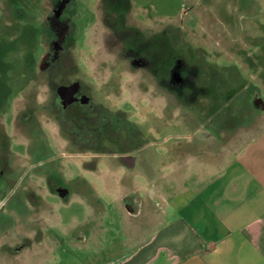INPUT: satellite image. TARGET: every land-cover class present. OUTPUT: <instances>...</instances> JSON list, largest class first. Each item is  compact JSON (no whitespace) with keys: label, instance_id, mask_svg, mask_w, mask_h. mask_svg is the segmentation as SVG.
Returning <instances> with one entry per match:
<instances>
[{"label":"rangeland","instance_id":"374dc122","mask_svg":"<svg viewBox=\"0 0 264 264\" xmlns=\"http://www.w3.org/2000/svg\"><path fill=\"white\" fill-rule=\"evenodd\" d=\"M124 1L126 8L115 11L105 0H76L74 14L67 15L73 29L58 41L48 25L52 0H0V264L103 261L121 243L122 248L127 245L122 232L127 227L123 210L114 202L116 192L104 189L111 178L100 179L86 169L95 165L98 174L109 173L111 160L117 170L112 181L132 184L137 173L151 171V161L155 172H162L161 167L167 171L166 148L171 145L183 146L195 135L205 147H218L221 139L232 141L221 126L244 125L263 112L254 101L264 102V0ZM55 41L63 43L62 49H55ZM153 50L161 66L178 56L197 69V83L207 86L208 96L187 103L153 84ZM47 51L56 58L42 73L40 59ZM136 55L144 58L146 67L132 61ZM72 81H80L91 94L92 108L127 104L129 119L140 123L143 147L133 168L122 167L123 179L115 158L100 156L94 164L92 149L67 141L66 136L78 134L85 146L91 143L88 128H83L91 121L87 112L78 116L71 108L67 125L58 122L55 88ZM73 116L80 126H71ZM254 120L257 124L259 117ZM104 132L99 130L101 138ZM100 137L103 149L97 152L131 149L129 141L111 145ZM57 182L69 188L67 198L49 188L48 183ZM88 183L98 186L95 193L107 209L96 242L87 222L90 209L85 201L92 198ZM139 221L134 217L133 224ZM80 230L88 237L74 240ZM24 245L29 248L21 250Z\"/></svg>","mask_w":264,"mask_h":264},{"label":"crops","instance_id":"0c3cea01","mask_svg":"<svg viewBox=\"0 0 264 264\" xmlns=\"http://www.w3.org/2000/svg\"><path fill=\"white\" fill-rule=\"evenodd\" d=\"M260 110L263 112L253 114L247 124L221 126L232 135V141L221 139L218 147H205L195 135H188L191 140L183 146L166 148L167 171L161 167L162 172H155L151 161V171L137 173L132 184L112 181L117 170L111 168V160L109 173L98 174L97 166L86 169L100 179L111 178L104 189L116 192L114 202L123 210V225L129 226L122 228L127 245L122 248L121 243L95 264H264V108ZM241 128L244 137L240 141ZM235 134L239 136L234 138ZM122 167L119 163L121 179L125 174ZM88 185L92 198L85 201L81 194V200L90 209L88 228L96 242L107 209L95 193L98 186ZM63 188L67 192L62 196L67 198L69 188ZM132 197L134 202L129 200ZM134 217L140 220L138 224H133ZM87 237L80 230L73 239ZM28 248L24 245L21 250Z\"/></svg>","mask_w":264,"mask_h":264},{"label":"flooded vegetation","instance_id":"af4514ba","mask_svg":"<svg viewBox=\"0 0 264 264\" xmlns=\"http://www.w3.org/2000/svg\"><path fill=\"white\" fill-rule=\"evenodd\" d=\"M105 4L107 7L111 10L120 11L124 10L123 8V0H105ZM76 7V0H52V21L50 24L48 23L49 27L56 32L55 37L57 40H61L63 37L66 36V33L69 31L68 25L71 24V17L67 16L68 14L73 15L75 12ZM49 22V21H48ZM68 35V33H67ZM155 43V40L154 42ZM53 45L56 49L60 47L62 49L63 43L58 44L53 42ZM56 49V50H57ZM56 50H54L56 52ZM132 50V49H131ZM137 53V50H135ZM174 61L167 62V66H161L160 61L158 59V55L156 56L152 54V65L153 68L151 69V77L153 80V84H156L158 87L160 86L165 93L168 95H174L176 94L181 95L184 99V102L189 103L190 101L195 103L197 102V98L200 96H208V88L206 85H200L197 83L198 77H199V71L197 69H193L191 65H189L183 58H180L178 56H174ZM56 58V55H51L48 51L46 54H44L40 59V72L44 73L46 70H44L47 66V64L50 61H53V59ZM177 58V59H176ZM134 63H137L139 65H142V67H146L144 58L136 55L135 58L132 60ZM175 74H178V78L175 77ZM47 79V77H46ZM47 81V80H46ZM72 82L67 83H61L59 85H68ZM79 82V87L77 91L73 94V101L71 103H67L66 100L61 97L59 94H57V87L55 88V96L53 98V102L58 109V122L60 126L67 125V119H65L67 115V111L71 110V108H75L79 114L85 115V112H87L88 119L90 118L91 121L88 120V123H86V126H83V128H88L86 131L90 134L88 136V139L91 141V143L87 146L83 144V141L85 140L83 136L78 134H73L66 136L67 141L73 140V142L78 146L82 145L84 147H88L89 149H92V156L90 157V161L94 164H97V158L100 156H107L111 158H115L117 161H119L124 167L127 168H133L138 157H135L139 151L142 150L141 141L143 140V129L141 128V125L139 122H137L136 119L131 120L129 119L130 114H128L127 110V104H123L121 107L113 108L110 107L108 104H103V109H99L98 111L95 108H92V102L93 98L90 93L87 92L83 88V85ZM23 88H21L19 91H21ZM207 90V91H206ZM18 91V93H20ZM6 88H3V93L5 94ZM216 98H219V93L214 95ZM1 97V94H0ZM1 99V98H0ZM188 99V100H187ZM187 100V101H186ZM190 100V101H189ZM217 100V99H216ZM95 107V105H94ZM73 110V109H72ZM77 116V114H76ZM29 118V116L26 115V120ZM72 122L70 123L72 127L80 126L78 123H75V118L73 116ZM25 122V121H24ZM28 122V121H26ZM78 129V128H77ZM99 130H104L105 134L101 138L99 135ZM92 135V136H91ZM99 137L106 143L109 144H117L122 142H130L131 143V149L128 152L124 153H111V152H97V150H102L103 146L98 145V139ZM94 141V142H93ZM121 144L117 145L120 146ZM78 146V147H79ZM102 148V149H101ZM3 162V161H2ZM7 164V162H6ZM9 165V164H8ZM95 166V165H94ZM3 173V169L1 168V172ZM49 188L53 190L54 193L58 194L59 196H62L59 192L63 186H61L58 182L57 183H48ZM66 187V186H64ZM130 201L134 202V198H130ZM129 201V202H130Z\"/></svg>","mask_w":264,"mask_h":264},{"label":"water","instance_id":"95a60500","mask_svg":"<svg viewBox=\"0 0 264 264\" xmlns=\"http://www.w3.org/2000/svg\"><path fill=\"white\" fill-rule=\"evenodd\" d=\"M175 77L178 78V74H175ZM79 87V82L75 81L73 83H70L68 85H59L57 87V94H59L61 97H63L67 103H71L73 101V94L77 91ZM254 104L256 106L261 104V108H264V102L261 101V99L257 98L254 101ZM61 195H64L67 190L65 188H61L59 190Z\"/></svg>","mask_w":264,"mask_h":264},{"label":"trees","instance_id":"16d2710c","mask_svg":"<svg viewBox=\"0 0 264 264\" xmlns=\"http://www.w3.org/2000/svg\"><path fill=\"white\" fill-rule=\"evenodd\" d=\"M123 2H124L123 8L125 9V8H126L127 1H124V0H123ZM69 25H70V26H69V29L72 31V29H73V25H72V24H69Z\"/></svg>","mask_w":264,"mask_h":264}]
</instances>
